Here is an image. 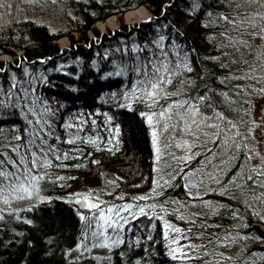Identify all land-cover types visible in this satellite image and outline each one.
I'll use <instances>...</instances> for the list:
<instances>
[{
  "label": "trees",
  "instance_id": "1",
  "mask_svg": "<svg viewBox=\"0 0 264 264\" xmlns=\"http://www.w3.org/2000/svg\"><path fill=\"white\" fill-rule=\"evenodd\" d=\"M65 2L76 13L66 27L16 16L0 30V55L22 51L17 64L0 63V189L38 191L0 215V264H208L237 242L245 248L230 264H259L264 219L252 206L264 190L237 139L250 136L264 94L261 1ZM142 5L147 20L95 28ZM167 108L198 109L237 136L203 133L181 161L157 149L154 122ZM124 202L141 212L119 215L115 245L81 253L96 214Z\"/></svg>",
  "mask_w": 264,
  "mask_h": 264
},
{
  "label": "rangeland",
  "instance_id": "2",
  "mask_svg": "<svg viewBox=\"0 0 264 264\" xmlns=\"http://www.w3.org/2000/svg\"><path fill=\"white\" fill-rule=\"evenodd\" d=\"M260 8L264 7V0H260ZM144 7L149 12L148 17L141 21H128L126 12L122 15H113L105 20L98 21L95 24L101 33H107L114 31L119 27L121 21L127 25H133L149 19L152 16L151 11L146 5L139 6L135 9ZM133 9V10H135ZM127 11L129 13L130 11ZM76 15L74 8H71L69 3L65 0H0V30L14 19L16 16L32 18L45 22H52V24L58 27L68 26L71 18ZM103 23L106 24L103 27ZM261 34L258 36L260 42V49L258 50L257 57H262V64L264 71V22L259 25ZM91 36L94 33H90ZM61 47L69 45V39L63 38L59 41ZM22 51H17L16 55L10 52H5L0 55L1 61L11 62L17 64V61L22 57ZM255 63L259 62V59L253 60ZM1 67V64H0ZM256 76L255 78H258ZM262 93V92H261ZM264 93V92H263ZM165 111L160 118L161 126L158 121H155L154 126L159 131L157 138V149L159 152L173 151L176 157L181 161H189L193 159L198 150L196 149V143H198L200 136L203 133L213 135L214 138H220L221 136L225 140H231L236 138V130L229 129L220 121L212 120L199 112L198 109H187L185 111L173 113L170 108ZM250 136L241 135L237 141L239 143H246V154L250 156L249 159H245L246 163L252 168V174L250 176L251 182L256 183V187H261L264 190V94L258 96L253 103L252 113L250 114ZM165 133V136L163 135ZM238 133V132H237ZM225 167V166H224ZM216 175L213 180L214 185L220 184L222 177H224L223 166L218 165L215 169ZM224 174V175H223ZM36 185L31 182L20 183L19 185L0 189V215L4 210L10 207L19 206L18 203H30L32 197L37 193ZM262 196L257 197L256 202L252 206L253 214L260 215L264 219V191ZM86 209H90L95 214L96 209L94 207H100L96 201H86L84 203ZM145 210V209H144ZM141 210L137 209L136 203H123L122 207H115L112 210H108V206L105 204L100 213L96 214V220L91 228L87 229L84 235V242L77 246V249L81 253L93 254L99 252L101 249H108L114 246L118 241L119 220L118 217L124 214L128 218L138 214ZM90 214V212H87ZM261 229L264 230V223L262 221L255 222ZM264 246V241L260 242ZM245 248L244 243L237 242L231 246L230 249L221 250L225 255L220 260L211 259L208 264H230L237 253ZM259 264H264V253L259 257Z\"/></svg>",
  "mask_w": 264,
  "mask_h": 264
},
{
  "label": "bare ground",
  "instance_id": "3",
  "mask_svg": "<svg viewBox=\"0 0 264 264\" xmlns=\"http://www.w3.org/2000/svg\"><path fill=\"white\" fill-rule=\"evenodd\" d=\"M149 12L146 8L141 7L139 9H135L133 11H130L129 13L126 12V17L128 21H141L142 19L148 17ZM106 24L103 23V27H105Z\"/></svg>",
  "mask_w": 264,
  "mask_h": 264
}]
</instances>
